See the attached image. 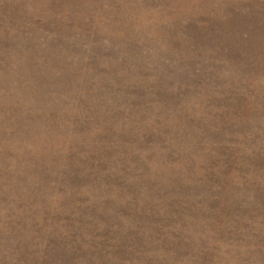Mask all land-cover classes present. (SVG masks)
I'll return each mask as SVG.
<instances>
[{
	"label": "rangeland",
	"instance_id": "374dc122",
	"mask_svg": "<svg viewBox=\"0 0 264 264\" xmlns=\"http://www.w3.org/2000/svg\"><path fill=\"white\" fill-rule=\"evenodd\" d=\"M0 264H264V0H0Z\"/></svg>",
	"mask_w": 264,
	"mask_h": 264
}]
</instances>
